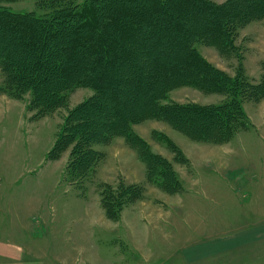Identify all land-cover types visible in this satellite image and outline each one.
<instances>
[{
  "label": "trees",
  "instance_id": "16d2710c",
  "mask_svg": "<svg viewBox=\"0 0 264 264\" xmlns=\"http://www.w3.org/2000/svg\"><path fill=\"white\" fill-rule=\"evenodd\" d=\"M47 1L52 12L42 17L0 8V94L30 95L33 121L67 110L47 158L58 161L68 153L64 175L74 188L83 190L96 176L105 159L97 147L123 137L138 147L149 182L168 193L181 190L173 164L151 152L135 124L167 122L192 141L217 145L251 127L244 105L264 100V61L261 78H251L236 31L264 19V0ZM197 44L216 47L222 58L236 57L238 65L232 73L218 69ZM181 87L224 99L210 105L170 101L169 93ZM77 89L93 94L68 109ZM157 137L175 161L188 165L172 140ZM97 188L110 221L144 196L141 185Z\"/></svg>",
  "mask_w": 264,
  "mask_h": 264
},
{
  "label": "rangeland",
  "instance_id": "374dc122",
  "mask_svg": "<svg viewBox=\"0 0 264 264\" xmlns=\"http://www.w3.org/2000/svg\"><path fill=\"white\" fill-rule=\"evenodd\" d=\"M69 1L82 6L90 0ZM0 8L18 13H35L40 17L52 12L50 2L47 0H0ZM236 34L235 44L240 50L238 54L244 58L245 70L251 78L259 80L262 74L261 63L264 61V19L239 27ZM197 49L212 65L222 71L232 73L238 65L239 60L236 57L222 58L216 47L197 44ZM3 82L4 77L0 69V88ZM92 94V90L77 89L69 95L68 109L76 107ZM223 99L222 96L205 95L189 87H181L169 93V100L180 104H219ZM29 100L30 95L20 100L8 93L0 94V236L6 230L8 232L18 230L17 224L12 220L15 219L16 212L22 210V202L41 194H48L58 201H69L72 204L84 202L89 207L97 208L99 214L101 209L97 188L99 185L109 183V185L117 186L119 183H136L135 185H141L144 188L143 199L126 207L122 214L130 216L173 214L183 217L197 215L203 219L209 217L214 220V223L206 220L200 223L184 222L182 224L185 244L203 241L202 237L213 234L210 229L214 228L215 235L227 233L226 227L229 228L234 223H229L226 219L237 218L244 212L235 202H232L235 205L229 202L232 194L226 184L232 181L231 184H234L237 177L233 176V180H230V177H224L222 169L234 164L242 167L264 168V126L256 127L252 123V121L256 123L264 120V100H262L257 103H245L244 110L251 127L247 131H239L237 134L242 135L236 134L228 142H233L230 146L231 150L247 152L240 159L233 155L229 156L228 147H219L225 144L192 141L173 129L167 122L148 120L132 126L134 132L148 143L151 152L161 154L178 170L176 176L178 179L180 177L182 182L180 181L181 190L177 193H168L161 186L148 181L146 165L138 153V147L131 146L123 137L113 139L107 146L97 147L105 153V159L100 164L96 176L85 182L83 190L74 188L76 185L71 184L63 173L67 154L57 162L47 158L67 110L64 109L53 116L33 121L27 112ZM158 135L168 137L177 148L180 150L182 148L191 154L197 166L193 167L183 152V160H186L188 165L178 164L173 152L158 141ZM195 181L200 183L194 185ZM95 208H93L94 215ZM78 209H76L77 212ZM103 216L104 222L101 225L85 222L82 230L76 229L77 233L70 239L72 241L70 247L67 243L64 244L65 240L57 227L59 233L57 235L61 238L57 236L55 238L56 262L58 264H150L149 261L153 259H148L142 250L140 252L143 256H139L138 260L133 257L139 250L136 249L137 252L133 253L129 247L124 224H118V221H111L115 224L109 222L105 209H103ZM113 231L114 234H112ZM116 234L119 239L113 238ZM198 234L201 238L197 237ZM92 236L95 241L93 245H90L88 240ZM13 241L23 240L14 239ZM26 241L33 242V240ZM51 241L50 238V244ZM259 248L253 255L247 254L245 257L240 254V257L237 255L229 262L264 264V246ZM86 253L89 259L86 258ZM218 262L226 264L224 260Z\"/></svg>",
  "mask_w": 264,
  "mask_h": 264
},
{
  "label": "crops",
  "instance_id": "0c3cea01",
  "mask_svg": "<svg viewBox=\"0 0 264 264\" xmlns=\"http://www.w3.org/2000/svg\"><path fill=\"white\" fill-rule=\"evenodd\" d=\"M252 123L256 127L264 126V120L256 123L252 121ZM240 135L242 134H237V136ZM232 143L231 141L219 147H228L229 156H236L237 159L247 153L243 152L245 150H231ZM181 151L191 161L193 167L197 166L191 154L182 148ZM66 154L65 167L68 161V153ZM222 170L223 176L230 177V180L234 179L233 176L237 177L234 184H231L233 181L226 184L232 194V196L230 194L232 198L229 202H235L244 210L237 218L226 219L227 222L234 223L233 226L226 227L227 233L215 235L213 228L210 229L213 234L202 237L203 241L185 244L182 225L184 222L200 223L207 220L209 223H214V220L209 217L203 219L197 215L183 217L173 214L131 216L122 214L118 224H124L126 240L133 253L137 252L136 249L139 250L133 257L138 260V257L143 256L142 253H144L148 259H153L149 261L150 264H220L218 262L220 260H224L226 264H243L229 261L240 254L253 255L260 249L259 247L264 246V168L242 167L234 164ZM175 171L178 173V170L175 169ZM179 179L181 181L180 177ZM195 183L194 185H198L200 182L195 181ZM76 203L79 205L77 206ZM76 203L58 201L48 194H41V196L22 202V210L17 211L14 215L15 219L12 220L17 224L18 230L14 232L6 230L1 233L0 264H58L55 260L57 255L55 238L56 236L61 238V236L57 234L60 233L65 240L64 244L67 243L70 247L72 235L77 233L76 229L82 230L85 222L95 225L98 223L101 225L104 222L101 202L99 214L95 207H89L81 201ZM235 203L232 204L235 205ZM93 208H95V215ZM108 221L111 222L109 219ZM57 227H59V233ZM93 237L88 240L90 245H93L95 241ZM197 237L201 238V235L198 234ZM113 238L119 239L118 234ZM14 239L23 241L15 242ZM26 240H33V242ZM87 254L86 258L89 259Z\"/></svg>",
  "mask_w": 264,
  "mask_h": 264
}]
</instances>
